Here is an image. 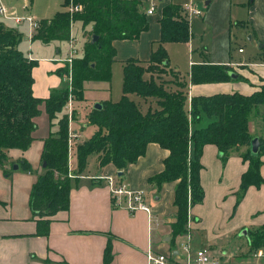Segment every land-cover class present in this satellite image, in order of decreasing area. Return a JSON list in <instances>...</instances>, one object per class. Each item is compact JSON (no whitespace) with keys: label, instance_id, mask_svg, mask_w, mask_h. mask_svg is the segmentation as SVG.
<instances>
[{"label":"trees","instance_id":"16d2710c","mask_svg":"<svg viewBox=\"0 0 264 264\" xmlns=\"http://www.w3.org/2000/svg\"><path fill=\"white\" fill-rule=\"evenodd\" d=\"M70 6L77 10L70 12ZM145 8V0H61L60 9L51 18L37 21L30 38L44 44L53 40L67 41L72 22L89 28L82 54L71 60L68 94L79 101L83 98V82L110 80V65L115 54L112 42L135 40L147 29ZM158 23L159 39L148 59L144 63L134 59L122 63L119 99L99 102V109L89 110L87 122L95 131L75 146L72 172H81L90 154L97 155L99 166L111 164L120 172L144 153L146 144L156 143L166 149L168 154L162 162V170L147 182L159 186L176 180L172 201L174 221L170 224L173 239L186 230L188 208L202 200L199 158L205 144L214 145L222 161L231 150L246 147L240 157L247 162V167L240 175L234 206L247 187L262 185L264 189L259 173L264 164V136L248 130V113L252 108L262 106L264 121V82L247 95L232 92L187 98L188 85L230 80L229 70L226 65L192 63L183 78L169 69L168 64L163 63L167 61L163 43L186 42L189 23L181 7L174 3L161 8ZM92 36L96 39L91 42ZM17 39V34L0 24V164L5 160V150H24L31 143L35 120L41 112L49 123L60 114L56 130L43 139L40 163L44 166L29 192L32 214L46 217L68 207L67 116L62 112L67 99L63 79L68 70L63 62L62 67L55 70L61 78L59 87L51 89L46 98L34 97L31 69L36 61L16 49ZM166 73L171 79L161 80L160 76ZM129 95L146 100V110L141 111ZM203 120L204 124L200 125ZM253 137L259 142L256 154L249 151ZM21 167L29 169L25 160ZM248 237L250 248L264 247V228L250 232ZM111 259L107 243L102 252V264H110Z\"/></svg>","mask_w":264,"mask_h":264},{"label":"crops","instance_id":"0c3cea01","mask_svg":"<svg viewBox=\"0 0 264 264\" xmlns=\"http://www.w3.org/2000/svg\"><path fill=\"white\" fill-rule=\"evenodd\" d=\"M236 1L239 8L246 10L245 20L238 23L249 24L255 35L254 43H258L259 52L257 57L254 55L256 60L248 62L243 60L237 63L200 59L190 61L189 66L192 63L226 65L232 68L237 77L227 81L188 85L187 98L232 92L247 95L264 82V0H252L250 3L247 0ZM149 2L153 3L154 11L146 15L147 29L135 40L112 42L115 54L110 65L111 78L108 82L94 81V91L102 92L104 95L94 97L93 104L105 100L115 102L112 101L110 94L111 80L118 73H120V94L117 93L119 99L122 63L126 59L142 63L148 59L149 53L156 47L159 39L158 21L161 8L167 3L177 4L171 0H145L146 8ZM209 2L205 0L204 5H208ZM73 24L74 22L70 28ZM88 30L87 26L81 28L83 40H86L85 33L87 34ZM55 42H69L70 49L73 46L71 36L67 41L53 40L46 44L41 43L53 47V53L57 54L58 49L52 45ZM169 44L163 43V48L167 54L168 68L174 70L170 66L168 56ZM49 54L41 55L38 59L31 53L26 56L36 61V65L31 69L33 79L31 91L36 98H46L49 91L59 87L61 83V78L55 70L62 67L63 57H50ZM112 66H117L119 70L115 68L113 73ZM147 77L146 75L145 78ZM85 83L87 82H83V85ZM129 97L132 99L130 95ZM82 99L81 102L87 106L86 99L84 97ZM134 102L141 111L146 110V100L140 98ZM42 117L41 125L35 120L33 140L27 148L5 150V160L0 164V264H102V252L107 243L110 245L112 255L110 264H146L145 254L148 249L155 253L175 250L176 242L185 238V232L173 239L170 236V224L174 221L175 208L172 201L176 180L161 183L159 186L147 182L149 177L162 170V162L168 154L166 149L156 143L146 144L144 153L134 162L128 163L120 171L119 178L117 177L126 188L143 193L144 201L150 208L149 214L141 210L129 211L112 204L108 187L101 176L117 174V170L111 164L99 166L95 155L93 161L86 162L85 168L79 173L72 172L75 166L73 162L70 164L72 176L69 178L66 210L57 211L46 217L33 215L28 203L29 192L37 176L42 172L40 154L43 139L55 131L53 122L49 123L44 113ZM262 122L261 115L252 116L250 123L248 121L249 132L264 136ZM203 124L204 120L200 125ZM89 126L91 125L81 123L82 129H78V125L74 127L70 123V130L78 135L74 139L75 142L84 136V129ZM92 128L91 134L95 131V127ZM192 128L193 124L190 125V129ZM38 129L43 130L37 136L35 134ZM245 150V146L233 149L222 161L216 147L205 144L199 158V184L203 197L200 203L188 208L189 219L185 231L189 235L190 251L206 247L217 258L218 264H264L263 255L249 254L248 237L250 232L264 228L263 186L247 187L238 204L234 206L240 175L247 167V162L242 161L240 157ZM23 160L28 163V170L21 167ZM262 160L264 162V159ZM13 164H16V169H12ZM259 173L264 181V164L260 166ZM242 229H245V235H239ZM262 249L264 247L256 249V253H262ZM262 257L263 263L255 260Z\"/></svg>","mask_w":264,"mask_h":264},{"label":"rangeland","instance_id":"374dc122","mask_svg":"<svg viewBox=\"0 0 264 264\" xmlns=\"http://www.w3.org/2000/svg\"><path fill=\"white\" fill-rule=\"evenodd\" d=\"M171 1L183 6L191 4L196 8L200 9L202 14L199 16L191 15L187 18L189 23V39L186 42H171L167 46L169 53L168 56L170 59V66L174 69V71H177L180 76L186 78V72L189 68V62L196 61L198 59L203 61H229L231 63H237L243 60L247 62L256 60L255 56L257 57L259 52V49L257 47L258 43H254L255 38H253V36L255 37V35H253L252 27L245 22L241 24L238 23V21L240 20H245L246 10L239 8L240 6L236 4V0H209L210 2L208 5H204L205 0ZM0 4H2L6 8V10L10 13L11 16L21 18L31 17L33 20L38 21L41 19L51 18L54 12L60 9L61 0H0ZM180 7L182 8V6ZM0 24L4 29H7L8 31L17 34L19 39H17L15 47L24 56H27V54L31 53V55L35 57V59H38L39 57H41V55L50 53V57H63V59H65L67 56H71L72 58H74L82 54V45L85 39H82L81 27L77 22H74V24L70 28V36L71 38H73L72 48L75 50L71 54V45L69 46V42L53 43L52 45L56 46V48L58 49V53L54 54L53 47L51 48L49 47V45H43L41 42L32 41L30 38V32L32 31V29L29 28L28 22L26 20L22 19L18 24H15L13 20L6 19L0 15ZM88 36V32L87 34L85 33L86 39L88 38ZM22 38L26 39L23 40ZM238 48L241 49L240 52L242 53H238ZM225 67L229 71H233L231 67ZM115 68L118 69L117 66H112L113 73ZM119 78L120 73H118V75L116 74L115 76H113L111 80L110 94L113 99L112 101H116V99H118L117 93L120 94ZM160 79L169 81L171 77L168 73H166L162 74L160 76ZM63 82H65L66 84L68 96L70 89L66 81L64 80ZM86 82L87 83L83 85V97L86 99L88 105L86 106L85 103L81 102V100L75 101L73 100V98H71L72 109L69 114V117L73 116L72 118L74 120H72L70 123L71 126L73 125L74 127L78 125V129H82L81 123L89 125L87 122V114L93 106L92 99L94 97H103L104 95L102 92L97 93L96 91H94V81ZM130 96L134 101L140 100V98L135 95ZM262 110L263 108L260 105L256 106L255 108H252L248 113L249 123L252 116L261 115L262 118ZM62 112H65L64 107L62 109ZM59 115L60 114H57L55 118L51 120V122H53L54 130H56L57 128V121ZM42 116L43 112H41L36 118V123H38L39 125L43 123ZM70 123L68 124L70 125ZM262 123L264 125V121ZM92 127V125L86 127L84 129V136L82 135V137H79L76 142H73L70 152L71 165L73 162V166H75V146L77 144H80L82 141L87 140V138L91 136V132L93 131ZM41 130L43 129H38L36 131V134H34L38 136ZM94 156L95 154H90L87 157V162L91 163L94 159ZM261 252L264 253V249H262ZM249 254L251 256L256 254V249L249 248ZM255 260L263 263V257L260 259L256 258Z\"/></svg>","mask_w":264,"mask_h":264},{"label":"built area","instance_id":"2783aa9c","mask_svg":"<svg viewBox=\"0 0 264 264\" xmlns=\"http://www.w3.org/2000/svg\"><path fill=\"white\" fill-rule=\"evenodd\" d=\"M182 12L183 14L188 18L191 15L199 16L201 15V10L194 7L191 4L182 6ZM76 7H69V11L73 12L76 11ZM154 11V5L152 2H149L147 5V8L145 9V14L150 15ZM0 15L6 19L13 20L14 23H19L22 19L26 20L28 22V26L30 29H34L37 27V21L33 20L31 17H16L11 16L10 13L6 10V8L0 4ZM32 32V31H31ZM75 50L70 49V54L73 53ZM241 49H238V52H240ZM71 56H67L65 59H63V62L67 65L68 73L65 76L63 80L66 81L68 84V87L70 89V68H71ZM65 113L67 116V124L70 123L71 119L69 117V114L71 112L72 106H71V96L68 94L66 103L64 105ZM67 176L71 177L70 173V152H71V146L73 145V142L75 138H77V134L70 130L69 124L67 125ZM103 180L105 181L109 196L112 201V204L114 206L118 207H124L125 209L132 211V210H141L146 212L147 214L150 213V208L148 204L144 201L143 193L140 191H132L125 186L121 184L120 181H118V178L116 174H108L101 176ZM188 221V220H187ZM187 225V224H186ZM184 239L179 240L176 242V248L175 250H169L165 253H155L152 250L148 249L145 254L146 258V264H218L217 258H215L210 250L206 247L195 249L193 252L190 251L189 246V235L185 231ZM264 256V253L254 254V256Z\"/></svg>","mask_w":264,"mask_h":264},{"label":"water","instance_id":"95a60500","mask_svg":"<svg viewBox=\"0 0 264 264\" xmlns=\"http://www.w3.org/2000/svg\"><path fill=\"white\" fill-rule=\"evenodd\" d=\"M96 39L95 36H92L91 38V42L94 41ZM261 46V45H259ZM164 64L167 63V61H164L163 62ZM227 75L231 78V79H235L237 77L236 73L233 72V71H227ZM93 109H99L100 108V104L99 103H94L93 106H92ZM258 147H259V142H258V139L257 137H253L250 142H249V151L251 154H256L257 151H258ZM41 166L43 167L44 166V163L41 164ZM16 164H13L12 165V169H16ZM120 172L118 171L117 172V176H120ZM245 229H242L240 232H239V235H245Z\"/></svg>","mask_w":264,"mask_h":264}]
</instances>
